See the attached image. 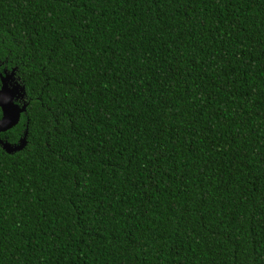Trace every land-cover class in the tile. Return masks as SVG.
I'll use <instances>...</instances> for the list:
<instances>
[{"label":"trees","instance_id":"trees-1","mask_svg":"<svg viewBox=\"0 0 264 264\" xmlns=\"http://www.w3.org/2000/svg\"><path fill=\"white\" fill-rule=\"evenodd\" d=\"M11 70L0 264H264V0H0Z\"/></svg>","mask_w":264,"mask_h":264},{"label":"water","instance_id":"water-1","mask_svg":"<svg viewBox=\"0 0 264 264\" xmlns=\"http://www.w3.org/2000/svg\"><path fill=\"white\" fill-rule=\"evenodd\" d=\"M24 95L25 88L16 78L14 70L0 75V133L19 122L21 113L25 112L27 105ZM26 133L25 131L18 142L13 144L0 137V146L7 153L22 149L26 144Z\"/></svg>","mask_w":264,"mask_h":264},{"label":"flooded vegetation","instance_id":"flooded-vegetation-1","mask_svg":"<svg viewBox=\"0 0 264 264\" xmlns=\"http://www.w3.org/2000/svg\"><path fill=\"white\" fill-rule=\"evenodd\" d=\"M5 72H7V71H5ZM5 72H4V73H5Z\"/></svg>","mask_w":264,"mask_h":264}]
</instances>
